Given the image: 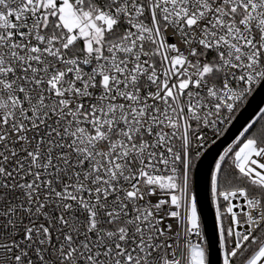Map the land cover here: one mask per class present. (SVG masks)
<instances>
[{
	"label": "snow or ice",
	"instance_id": "snow-or-ice-1",
	"mask_svg": "<svg viewBox=\"0 0 264 264\" xmlns=\"http://www.w3.org/2000/svg\"><path fill=\"white\" fill-rule=\"evenodd\" d=\"M258 92L264 0H0V264H264Z\"/></svg>",
	"mask_w": 264,
	"mask_h": 264
},
{
	"label": "water",
	"instance_id": "water-1",
	"mask_svg": "<svg viewBox=\"0 0 264 264\" xmlns=\"http://www.w3.org/2000/svg\"><path fill=\"white\" fill-rule=\"evenodd\" d=\"M262 100H264V93L258 92L253 99L251 100L250 104L248 105V107L244 110V112H242L241 116L238 118L237 122H234L233 127L230 129V131L226 134V136L224 138L221 139V141L217 142V145L214 146L209 154L207 155V157L205 158L200 172L201 174L203 173L204 169H206V167L208 166V164L210 163L213 155L222 147L227 143L230 142V139L233 138V136L236 134V132L238 131L241 123L243 122L244 119H246L247 117L250 116V114L253 113V111L257 108V106L262 102ZM264 106V105H262ZM199 195L201 197V199H206L207 197V191H206V187L203 183V178H201V181L199 183ZM212 222H213V214L211 212H209L208 215V231L209 233H211V227H212ZM213 259H215V257H213Z\"/></svg>",
	"mask_w": 264,
	"mask_h": 264
}]
</instances>
